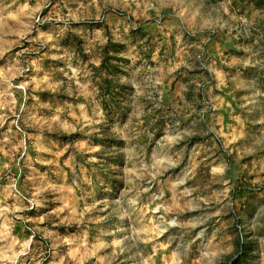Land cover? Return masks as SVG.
I'll return each instance as SVG.
<instances>
[{"label": "rangeland", "instance_id": "374dc122", "mask_svg": "<svg viewBox=\"0 0 264 264\" xmlns=\"http://www.w3.org/2000/svg\"><path fill=\"white\" fill-rule=\"evenodd\" d=\"M141 65L175 71L135 136ZM5 243L25 264H264V0H0Z\"/></svg>", "mask_w": 264, "mask_h": 264}, {"label": "clouds", "instance_id": "9594fccd", "mask_svg": "<svg viewBox=\"0 0 264 264\" xmlns=\"http://www.w3.org/2000/svg\"><path fill=\"white\" fill-rule=\"evenodd\" d=\"M149 7H151V5H149ZM153 58L155 59V57ZM173 71H175L174 66L172 67L171 71L162 70L161 68H157V67H145L143 65L135 68L133 79H132V89H133L131 93L132 98H133L132 104L134 106H138L140 110L138 113H131L132 115L129 118V123L125 125V129L131 132H134L135 136H140L141 133L146 132L145 127H140L141 121L139 120V113H144L145 110L150 112L158 106L159 104L158 96H156L155 94L156 93L160 94L162 92L163 81L165 79L172 78ZM180 107L181 106L177 105L178 110L177 112L174 113L177 116L180 115V111H179ZM133 120L136 121L135 125L132 124ZM176 124L179 125L180 121L177 120ZM137 128H139V131H136ZM51 130L60 131V132H68V133L77 131L76 128H73L72 126L64 127L59 122L57 123V127ZM78 130L83 132L84 131L83 126H81ZM175 130L178 133L176 137L177 139H179L180 136L185 135V132L183 130L179 128H176ZM89 131H91V129H89ZM147 134L150 138L149 143H151L152 133L148 132ZM157 143L160 145L161 149H163L164 144H165L163 138L157 140ZM135 146L136 145H133V147ZM253 151H254L253 148H248V149H245L242 152V154L248 155ZM142 154L143 153H141V155ZM128 160L130 162L132 161V154L128 155ZM170 165H171V161L169 160V163L166 166H170ZM41 191H43L42 188H37L32 193L33 199ZM169 223H175V220H172ZM26 260H27V256H25L22 251H17L14 246L8 243L0 245V264H25Z\"/></svg>", "mask_w": 264, "mask_h": 264}, {"label": "crops", "instance_id": "0c3cea01", "mask_svg": "<svg viewBox=\"0 0 264 264\" xmlns=\"http://www.w3.org/2000/svg\"><path fill=\"white\" fill-rule=\"evenodd\" d=\"M227 112H230L228 108L223 107V110L220 111L218 110L216 112V116L218 118L217 124L221 125V127L219 126L220 129H224V128H228L230 127V123L231 121H229L230 117H231V113L227 114ZM228 115V117L226 118L225 115ZM232 119L236 122V121H240V117H238L237 115H235L234 117H232ZM220 120V121H219ZM229 121V122H228Z\"/></svg>", "mask_w": 264, "mask_h": 264}, {"label": "trees", "instance_id": "16d2710c", "mask_svg": "<svg viewBox=\"0 0 264 264\" xmlns=\"http://www.w3.org/2000/svg\"><path fill=\"white\" fill-rule=\"evenodd\" d=\"M243 257H244L243 261L246 262L247 260H246V258H245V255H243Z\"/></svg>", "mask_w": 264, "mask_h": 264}]
</instances>
